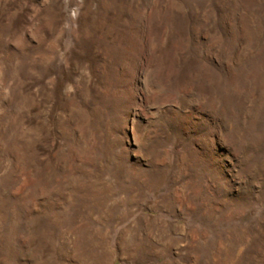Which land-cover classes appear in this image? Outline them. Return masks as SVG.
Segmentation results:
<instances>
[{"label":"rangeland","instance_id":"374dc122","mask_svg":"<svg viewBox=\"0 0 264 264\" xmlns=\"http://www.w3.org/2000/svg\"><path fill=\"white\" fill-rule=\"evenodd\" d=\"M0 264H264V0H0Z\"/></svg>","mask_w":264,"mask_h":264}]
</instances>
